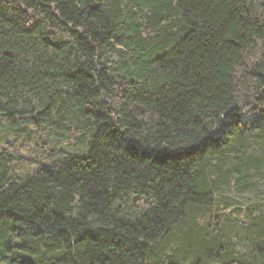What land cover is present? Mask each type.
Returning <instances> with one entry per match:
<instances>
[{"label":"trees","instance_id":"1","mask_svg":"<svg viewBox=\"0 0 264 264\" xmlns=\"http://www.w3.org/2000/svg\"><path fill=\"white\" fill-rule=\"evenodd\" d=\"M0 137V264H264V0H0Z\"/></svg>","mask_w":264,"mask_h":264},{"label":"rangeland","instance_id":"2","mask_svg":"<svg viewBox=\"0 0 264 264\" xmlns=\"http://www.w3.org/2000/svg\"><path fill=\"white\" fill-rule=\"evenodd\" d=\"M3 141V138L0 137V142ZM33 147V149H28L22 152V156L19 157V159L16 160L15 162V168H17L18 170L21 171H31L33 170L35 167L36 168H40L42 166H44L47 162V160H45L44 155L41 152V148L40 147H34L35 145H31Z\"/></svg>","mask_w":264,"mask_h":264}]
</instances>
